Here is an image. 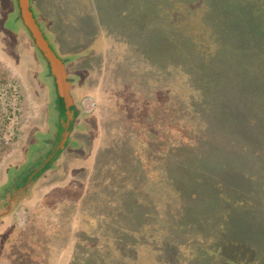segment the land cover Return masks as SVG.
I'll use <instances>...</instances> for the list:
<instances>
[{"label": "rangeland", "instance_id": "obj_1", "mask_svg": "<svg viewBox=\"0 0 264 264\" xmlns=\"http://www.w3.org/2000/svg\"><path fill=\"white\" fill-rule=\"evenodd\" d=\"M30 5L51 21V47L76 80L71 92L90 114L78 116L68 131L65 125L58 139L62 120L47 62L19 18L17 0H0V129L10 105L16 101L18 107L16 134L0 149V264H181L177 244L188 249L185 264H224L227 255L215 247L238 241V202L249 198L238 197L242 163L264 162V77L253 68L264 57L258 56L254 27L251 33L238 28V1ZM124 81L135 92L127 96L137 98L126 102L129 117L122 122L134 132L146 128L154 142L140 150L136 166L152 193L138 194L134 207L123 196L126 187L110 182L124 156L117 126L121 104L114 95L124 94ZM172 139L183 146L165 155L161 143ZM198 154L202 159L189 166L186 180L200 192L191 195L187 220L179 217L189 239L170 242L160 232L173 227L181 211L172 197L180 194L183 210L191 192L170 166ZM258 170L251 168L248 177ZM181 186L179 192L172 188ZM226 193L234 195L235 206L223 212ZM204 207L208 226L193 228V212ZM227 214L236 220L231 225L224 221ZM149 225L158 237L146 234ZM203 234L208 241H199ZM166 253L173 258L167 260Z\"/></svg>", "mask_w": 264, "mask_h": 264}, {"label": "trees", "instance_id": "obj_2", "mask_svg": "<svg viewBox=\"0 0 264 264\" xmlns=\"http://www.w3.org/2000/svg\"><path fill=\"white\" fill-rule=\"evenodd\" d=\"M214 1H238V28L241 27L244 30L248 31L249 29L254 27L253 31L255 32L254 37H255V42H256L255 47L258 48V56H260V58L264 57L260 55L264 53V38H263L264 37V0H214ZM30 9H31V5H30ZM17 10H18V6H17ZM33 16L35 17V20L37 24L39 25V28L43 36L45 37L49 46L51 47V44H50L51 40H53L54 39L53 37L55 36L54 33L52 32L51 21H49L47 17L40 12H38L37 15L33 13ZM51 49L53 48L51 47ZM256 62L257 63L253 65V68L256 69L257 75H259V73L262 72L263 77H264V68H262L261 66V65H264V63L260 64L259 60H256ZM125 82L127 81H124V84L127 86L123 91L124 94H122L121 90L118 91L116 94H114L115 91L118 90L116 88L113 91L107 89L108 92L112 91L110 92V95L114 94L115 96H117L118 102L119 104H121V108L118 114L121 121H119L120 123L117 124V126L120 125V127H122V131L120 130L119 133L121 132L123 133L124 139L122 138L123 139L122 152H124V156L126 154L125 157L120 156L121 159L115 162L117 163V165H120V166L115 167L116 170H114L113 173L110 175V182L114 180L115 184L119 185V183H121L122 185L120 186L126 187L123 191L124 192L123 196H126V200L127 201L129 200L132 203L131 207L132 206L134 207V206H138L139 204V200L137 198L138 194H142L143 196L145 195L146 197L147 194L148 196H151V193H152L147 188L148 184L142 182V179L137 172L136 166L138 164L137 158H138L140 150L142 151V149H145V147L148 148L149 144L154 145V142L153 141L150 142L149 137L146 134L147 133L146 128H142L140 129V131L136 130L134 132L133 131L134 128L131 125L126 124V122H122V117L123 116L126 117L129 115L128 110L130 106H128L126 102H129V100L131 99L133 100L134 98H137L135 97L136 95L134 96L130 95L131 98L127 96L129 95V93L135 94V92L133 89L130 88V85ZM132 83L135 85L136 79ZM77 85H79V83ZM104 92L105 91L101 90L102 94H104ZM261 98L264 99L263 86H262ZM78 100L81 101V97ZM100 100L101 101L103 100L101 96L99 98V101ZM58 109L60 111V116L62 120L61 125H60V131L58 134V139H59L61 138L65 125H66V117H65L63 109H61L59 106H58ZM99 111H100V107H98V109L92 113L97 114ZM121 112H125L126 115ZM89 114L90 113H86L85 115H89ZM77 115H79V113H77ZM261 132L259 134H261ZM161 144L162 146H164L163 153H165V155H167V152H169V154L171 152L173 153L175 148L179 151L180 149L178 147L182 145V143L179 140L176 141V139L168 140V141H165L164 144L163 143ZM181 148H184V150L185 149L188 150L191 147L188 146V147H181ZM240 156H241V160L246 159L244 158L245 157L244 153H242V155L240 154ZM201 159H202V155L198 154L196 158H193L192 155H190L189 159L188 158L178 159L180 160L179 163L177 162L171 163L170 174L176 175L177 182H179L180 180L179 178H181L180 181L182 180L184 181L185 189H189V191L191 192H189L190 194H188L189 200L186 201V203L184 204L185 209L183 210H182V204L185 200L181 199L180 194H177L175 195V197L174 196L172 197L173 200L176 202L177 208L181 209V211H179L176 217L173 218L176 220V221L172 220V222L175 221V224L173 225V227L172 225L166 226V229H164V231L162 230L163 231V232L161 231L162 233L160 232V234H162L160 235V238L169 240L170 242H173V240L179 243H182L184 241L187 242L188 237L185 231V227L187 226L183 225L184 223L182 220L179 219V217L180 216L183 218L185 217V214L187 213L188 204L195 200V199L193 201L190 200L191 195L195 193V196H196V193L200 192V190L197 187H194V188L189 187L188 180L186 179L189 178L190 176V173L188 170L189 166L190 165L191 167L194 166V164ZM255 161H256V164L252 166L250 163H245V162L242 163L241 176H240V179L238 180V197L239 196L241 197V195L247 196L249 198L251 197V199L247 198L242 204L238 202V217H236V214H234V216L238 218V241L228 239L223 245L219 247L218 246L215 247L217 248V250H219L221 254L227 255V256H224L225 257L224 264H227V263L228 264H264V181H263L264 165L262 167V164H264V162L259 161V160H254L253 162L255 163ZM254 166L259 169L257 172L258 174L254 173L253 176L248 177L249 175L248 172L251 171V168H253ZM118 178L119 180L120 179L121 180L119 181ZM181 187H172V188L173 189L175 188L179 192L181 189H184L183 187L182 188ZM126 191H127V194L125 193ZM243 193H247V194H243ZM225 196H226L225 200L224 201L221 200L220 202L221 203L220 210H222L223 212H226V210L227 211L232 210V207L235 206V202H232L231 200V197L234 195H232L231 193H226ZM13 199H14L13 203L14 201H17L16 196H14ZM249 202H252V205H251L252 207H249L246 210L245 204H248ZM13 203L11 202V204ZM216 208L218 209L217 206ZM205 210L206 208L204 207V209L198 212L197 214L193 212V214L197 216L195 218L196 222L193 228L199 227V228L204 229L205 226H208V224L206 223L207 221H210V220L208 219V211L207 210L205 211ZM189 214L191 213L188 211V215ZM227 215H228V219L225 217L224 221L226 220L228 225H231L230 222L234 221L235 219L232 216H230V214H227ZM187 216L184 218L185 220H187ZM240 223L241 225H239ZM150 227L151 225L147 226V228L144 229L147 232L146 234L147 235L153 234V235H156V237H158L159 235L156 233L155 230L154 231L152 230V232L149 230ZM173 228H174V233H173V230H171ZM202 232H200L199 235ZM198 239H200L199 241L203 239H206L208 241V238L204 234L201 235V237H199ZM156 243H158V241ZM187 252H188V249L186 248V246H184V244H177L176 250H175L176 260L181 257L182 258L181 264H185L186 263L185 258L182 256H184L185 253ZM198 255H200L201 257L205 256L203 249H201V247L199 248ZM229 255H233V256H229ZM166 256H167V260H171L173 258L171 255H168V253H166ZM198 262H199L198 260L194 261V263L196 264H198Z\"/></svg>", "mask_w": 264, "mask_h": 264}, {"label": "water", "instance_id": "obj_3", "mask_svg": "<svg viewBox=\"0 0 264 264\" xmlns=\"http://www.w3.org/2000/svg\"><path fill=\"white\" fill-rule=\"evenodd\" d=\"M17 2L19 18L30 33L35 46L48 62L49 69L54 78L57 90V103L58 106L64 111L67 125L72 117L75 102L70 91V79L67 78L64 64L62 60L54 53L47 40L43 36L39 25L37 24L30 9V0H17ZM66 133L67 131L65 130L63 138L65 137Z\"/></svg>", "mask_w": 264, "mask_h": 264}, {"label": "built area", "instance_id": "obj_4", "mask_svg": "<svg viewBox=\"0 0 264 264\" xmlns=\"http://www.w3.org/2000/svg\"><path fill=\"white\" fill-rule=\"evenodd\" d=\"M15 101V99H14ZM11 114L7 117L6 123L0 129V149L9 145L15 136L17 130V117L18 107L16 101L10 105Z\"/></svg>", "mask_w": 264, "mask_h": 264}, {"label": "flooded vegetation", "instance_id": "obj_5", "mask_svg": "<svg viewBox=\"0 0 264 264\" xmlns=\"http://www.w3.org/2000/svg\"><path fill=\"white\" fill-rule=\"evenodd\" d=\"M53 50V49H52ZM55 53V52H54ZM56 54V53H55ZM57 55V54H56ZM58 56V55H57ZM47 65H48V63H47ZM48 67H49V65H48ZM50 70V69H49ZM51 73V72H50ZM67 73V72H66ZM75 74H77L78 75V73H75ZM51 76H52V74H51ZM52 78H53V76H52ZM67 78L68 79H70V91H72V88H73V85H74V83H76V80H74V78H73V76L72 75H68V73H67ZM53 82H54V78H53ZM54 86H55V82H54ZM55 92H56V102H55V104L56 105H58V103H57V97H58V95H57V90H56V86H55ZM71 94H72V96H73V99H74V102H75V105H74V114H72V117H71V119L69 120V122H68V124L66 125V128H67V131H68V129H69V125L70 124H72L73 122H74V120L76 119V118H78V116H87V115H85L86 114V112L84 111V109L82 108V106H81V101L80 100H78L77 98H75V96L73 95V92H71ZM79 111V112H78ZM76 113V114H75ZM77 113H79V115H77ZM74 118V119H73ZM75 123V122H74ZM73 123V124H74ZM63 134V133H62ZM62 137V136H61ZM62 143L64 144V140L62 141ZM62 144V145H63ZM13 198L11 199V202L13 203Z\"/></svg>", "mask_w": 264, "mask_h": 264}, {"label": "crops", "instance_id": "obj_6", "mask_svg": "<svg viewBox=\"0 0 264 264\" xmlns=\"http://www.w3.org/2000/svg\"><path fill=\"white\" fill-rule=\"evenodd\" d=\"M15 195H16V194H15ZM15 195H14V196H15ZM11 206H12V205H11ZM10 208H11V207H10V205L8 204V208H7V209H10Z\"/></svg>", "mask_w": 264, "mask_h": 264}]
</instances>
